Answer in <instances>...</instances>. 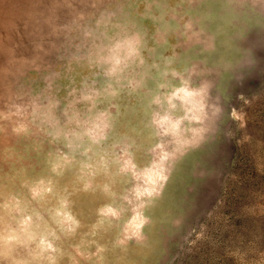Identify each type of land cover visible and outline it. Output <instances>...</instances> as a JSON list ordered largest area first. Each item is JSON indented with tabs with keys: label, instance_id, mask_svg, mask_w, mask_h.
<instances>
[{
	"label": "clouds",
	"instance_id": "9594fccd",
	"mask_svg": "<svg viewBox=\"0 0 264 264\" xmlns=\"http://www.w3.org/2000/svg\"><path fill=\"white\" fill-rule=\"evenodd\" d=\"M180 3L191 6L192 0ZM229 5L233 16L264 17V0ZM144 20L154 29L152 47ZM13 31L15 36L0 34V136L42 139L54 151L47 161L51 175L23 183L28 200L0 193V264H60L65 256L69 264H106L109 248L95 237L115 230L111 249L125 252L130 243H142L149 223L145 209L161 196L174 160L204 140L222 111L210 101V82L195 83L202 76L196 65L176 67L175 55L164 58L163 66L146 59L169 37L199 45L202 20L181 15L169 0H137L135 6L134 0H37L23 31ZM77 69L84 72L79 81ZM151 69L157 82L146 127L156 142L141 165L134 142H110L116 119L110 109L122 94L142 90ZM4 152L8 158L14 154L10 148ZM67 171L83 192L99 190L107 197L70 252L62 241L77 236L81 221L53 179ZM117 179L128 185L120 193L114 190ZM50 197L47 219L30 208L29 201L41 204Z\"/></svg>",
	"mask_w": 264,
	"mask_h": 264
},
{
	"label": "rangeland",
	"instance_id": "374dc122",
	"mask_svg": "<svg viewBox=\"0 0 264 264\" xmlns=\"http://www.w3.org/2000/svg\"><path fill=\"white\" fill-rule=\"evenodd\" d=\"M169 3L181 15L187 12L201 18L205 29L201 43L192 46L169 37L167 44L155 46L154 54H146L147 63L163 66L164 58L175 55L176 67L196 65L202 76L195 83L210 82V101L219 103L222 111L204 140L171 165L161 196L145 209L149 217L145 240L130 243L126 252L111 249L115 230L101 232L95 240L109 248L106 264H264V17L233 16L229 0H192L191 6L180 0ZM16 4L5 0L0 4V34L15 36L14 27L23 31L37 0ZM142 23L152 47V24ZM83 74L80 69L73 73L77 81ZM155 76L156 70L151 69L142 90L122 94L110 109L116 117L110 142L121 138L134 142L135 158L141 165L150 159L148 149L156 142L146 127ZM5 148L14 153L10 158ZM52 151L53 146L42 139L17 142L0 136V193L12 192L28 200L22 185L51 175L47 161ZM53 179L57 192L70 197L81 221L77 236L62 241L70 252L90 231L96 209L107 197L99 190L83 192L73 171ZM127 187L123 179H117L114 190L120 193ZM52 202L50 197L41 204L29 201V205L47 219ZM60 264H69L67 256Z\"/></svg>",
	"mask_w": 264,
	"mask_h": 264
},
{
	"label": "water",
	"instance_id": "95a60500",
	"mask_svg": "<svg viewBox=\"0 0 264 264\" xmlns=\"http://www.w3.org/2000/svg\"><path fill=\"white\" fill-rule=\"evenodd\" d=\"M34 1H35V0H34ZM2 2H4V0H0V4H1V5H2ZM5 2H8V4H10V5H14V4H16V3H17V4H20V0H5ZM17 4H16V5H17ZM16 5H15V6H16ZM36 7H37V5H36ZM16 16H17V15H16ZM17 23L20 24V23H22V22H21V20H17ZM13 34H15V33H13ZM214 43H215V42H214ZM212 45H213V44H212Z\"/></svg>",
	"mask_w": 264,
	"mask_h": 264
}]
</instances>
